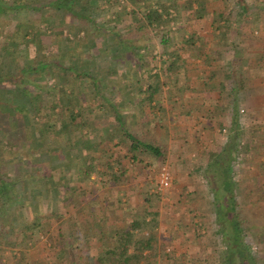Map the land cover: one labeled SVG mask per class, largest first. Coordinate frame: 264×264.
<instances>
[{
    "label": "rangeland",
    "instance_id": "1",
    "mask_svg": "<svg viewBox=\"0 0 264 264\" xmlns=\"http://www.w3.org/2000/svg\"><path fill=\"white\" fill-rule=\"evenodd\" d=\"M30 1L34 4H29ZM51 1L5 0L7 8L5 12L0 11V74L6 76L14 69L21 70L38 62L44 63L43 61H46L49 66L54 60L62 64L73 62L78 67L87 66L92 71L101 70L103 73L116 68L119 71L118 75L109 77L104 74L103 77L106 87L112 91L109 96L118 105L131 108L126 114L129 125H139L147 120L152 131L156 129L163 132L166 136L164 145L166 153L161 158H156L147 153L129 150V143L128 145L126 142L119 143L120 145L117 144L118 147L112 151L114 157L111 159L112 162L110 160V164L117 161L122 166H114L112 170H108L104 167L105 162L97 163L98 154L89 152L91 145H88L89 150L86 149L87 153H83V159L86 164L95 160L93 166L96 172L86 179L83 166L74 165V156L78 158L77 162L82 157L77 154L79 152L77 149L74 150L72 143L74 138L72 135H66L65 141L62 137L59 138L60 146L57 150L54 149L62 165L61 167L57 165L56 169L60 167L63 174L60 172L50 177L48 184L53 185L49 187L46 182L32 181L31 176L48 177L50 171L52 172V167L45 160L46 157L40 155L36 148H33V144L30 143L32 148L29 149L24 146V152L21 145L20 150H17L4 143L0 150V168L1 165L7 164L9 167L7 176L12 179L25 177L24 179L29 183L20 182L18 188L21 191L28 184L32 191L39 192L42 198L48 200L45 201V210H43L41 204L35 205L37 197H34L35 201L32 205L25 203L26 216H24L30 220L35 215L45 212L48 218L43 220L41 232L32 233L24 240L21 237L19 240L21 245L14 246L15 236L23 230L21 222H16L21 209L20 211L17 209V204H13L12 207L2 204L0 240L1 237L3 240L0 241V251L3 257L0 262L10 264L6 261L13 256L15 264H18L19 260L24 263L25 261L45 260L47 264H68L69 261L67 263L63 262L62 258L59 259L63 251L65 252L63 254L67 253L65 240L57 237V227L60 224L65 225L64 232L67 235V223L72 224L78 219L77 224L81 226V233L89 236L90 243L95 244L97 251L100 252L111 249L112 244L110 240L108 244L98 243L96 240L99 237V234L97 235L99 233L98 223L102 224L104 233L101 235L106 238L108 234H113L118 230H121L119 235L123 234V230L128 228L130 221L146 217L157 221L151 232V235L157 238L160 248L155 257L156 264H175L178 262L175 259L180 258L181 255L190 258L191 264H210L208 261L216 258L221 247V240L212 233L214 230L212 222L214 197L207 183L212 173L210 171L205 173L208 164L211 163L209 153H220L223 148L230 145L229 140H236V148L231 156H235L237 161L231 164V178L237 197L239 200L248 199V195L253 194L260 202L259 204L264 203V151L263 149L259 151L264 148V142L259 141L260 138L264 140V136L251 135L250 131L254 128H246L245 125L240 127L241 124L236 117L231 123V132H228L226 126L219 128L217 138H215L210 126L204 127L200 124L208 120L216 124L218 119L206 115L208 119L201 120L192 114L193 105H196L193 97L197 94V89L203 88L207 92L206 90L211 87L213 90L217 86L214 75L217 72L220 74L228 72L231 66V56L240 54L239 45L231 43V41L236 42V37H241L237 31L238 27L236 31H232L231 26L225 25L226 30L219 29V43H213V24L209 20L207 10L209 11L211 6H218L217 9L224 10L226 0H193L185 21L179 19L170 23L172 39L170 51L175 52L177 57L179 56L177 67L174 69H168L171 59L167 53H162L159 42L156 41L157 32H163V28L148 27L149 38L154 44V49L147 66L143 69L145 76H149V79L146 78V84L142 87L146 90L148 86L157 84L161 93L160 91L150 92V100L143 102L148 114L145 118L143 115L140 121L135 120L134 115H139V113L134 109L143 95H135L133 88L138 79L137 74L132 75L134 74L133 68H138L133 64V57L126 55L127 53L122 48H117V45L109 39L97 38L92 41L76 42L74 45L68 44L65 37L67 36L66 31L69 30L66 27L70 24L73 26L77 22L66 16L64 18L58 12L49 9L47 4ZM158 1L163 0H96L94 3L90 2L89 8H84V11L97 21L99 26L109 28L119 25L118 29L121 34L126 35L137 22L143 21L147 7L156 8ZM166 1L175 5L179 10L188 3V0ZM227 1L230 4L234 0ZM19 2L30 6L36 5L37 8L43 6V9L37 12L40 19H37L38 16L26 7L18 11L8 9L14 6L13 4H20ZM183 30L185 34L196 32L197 40L194 45L183 43V37H181ZM230 31L231 34L228 33ZM79 36L82 37V34ZM68 38L72 41V35ZM223 68L225 70H222ZM156 74L158 79L154 77ZM60 76L63 79L66 75L62 73L53 75V71L49 69L45 77H36L35 74L30 77L35 82L37 81L38 87L42 88L43 85H47L48 88H54L56 82L62 80ZM24 81H26L25 78L20 81L23 86L27 87L23 92L15 84H0V100L14 106L33 107L32 103H35L36 109L43 105L48 107L51 100H54L45 93H42L43 96L34 95L33 86ZM77 94L85 100L84 106L99 110V118H102L103 122L107 120V114H104L101 106H97L94 99L89 98L85 92L78 91ZM77 104L81 102L78 100ZM9 109V107L6 108V111L12 112ZM59 109L57 108L55 112H59ZM10 116L7 115L2 122H13ZM82 117L83 122H88L86 113ZM245 120L250 122L247 118ZM25 122L28 123L29 120L26 119ZM91 124L94 123L91 122ZM181 130L184 132L183 140L176 142V137H179ZM87 131L88 127L85 126L81 134H78L79 145L83 144L82 140L86 138ZM141 132L139 128L138 133ZM199 132L206 135L203 136L204 140L199 137ZM18 135L20 139L23 137L26 140L24 129L19 130ZM150 135L152 136V133ZM112 143L116 144L115 141ZM27 150L29 151L26 152ZM9 152L13 154L10 155ZM27 155L31 159L30 162L27 161ZM220 159L221 157L216 160L220 161ZM162 168L170 173L171 184L168 189L160 191L158 181ZM73 169L76 170L75 173ZM102 170L103 174H100ZM111 172L118 175L114 181L111 180ZM56 179L58 183L55 184ZM251 188L259 189L260 192L249 193ZM245 203L249 204L248 201ZM15 206V210L18 211L17 215L10 219L4 218L13 211ZM107 218L115 219L117 223L115 221L109 225ZM11 227L17 228L16 235L9 232ZM135 233L144 237L150 235L147 230ZM247 236L253 256L259 259V264H264V234L257 236V234L252 235L248 232ZM77 238L72 248L74 256L80 257L84 248L81 247L83 243L80 238Z\"/></svg>",
    "mask_w": 264,
    "mask_h": 264
},
{
    "label": "trees",
    "instance_id": "2",
    "mask_svg": "<svg viewBox=\"0 0 264 264\" xmlns=\"http://www.w3.org/2000/svg\"><path fill=\"white\" fill-rule=\"evenodd\" d=\"M96 0H84L82 4L81 0H52L48 5L49 9H53L58 12L59 15L69 17L73 21L77 22L75 25H68L65 37L66 42L70 45H74L76 42H86L87 40H96L97 38H102L104 40H110L112 43L116 44L117 48H122L128 56L133 57V64L138 68H133L132 75L137 74L136 85L134 88L135 95H143V98H140V101L136 104L137 113L134 115L135 120H139L144 115V118L148 114L147 108L143 105V102L150 100V92L158 93L160 88L157 84L150 85L146 90H143V85L146 84V78L149 79V76H145V71L143 70L148 64L149 57L152 56V51L154 49V44L149 38L148 27L155 26L157 28H163V32L158 31V39L161 51L163 54L167 53L170 57L168 69H174L177 67V62L179 56L177 57L175 52L170 51V45L172 39L170 37V23L172 21H178L182 19L186 20L187 12L190 9V5L193 0H188L187 4H184L181 10H179L175 5L167 3L166 0L158 1L157 7H147V13L143 15V21L137 22L133 29L126 35H122L119 28V25L112 27H101L99 23L95 21L87 12L84 11V8H89L90 2H95ZM196 1V0H195ZM13 4L14 6L8 8L10 11L14 9L18 11L22 7H26L34 15L38 16V11L43 9V6L37 8L36 5L30 6L28 4ZM29 4H34L33 1H30ZM245 5L243 0H234L230 4L226 0V7L224 10L220 9V18L216 20L214 16L211 15V12L207 10V14L211 24L215 20L216 23L219 21L223 22L226 25H231V22L238 23L241 19L239 13H234L235 5L242 6ZM210 7V6H209ZM233 7V8H232ZM7 4L5 0H0V11L5 12ZM226 10V11H225ZM206 13V12H205ZM40 19L38 16L37 19ZM72 27V29H69ZM165 29V30H164ZM177 33V32H176ZM82 34V37L79 35ZM178 34V33H177ZM26 35V34H25ZM72 35V41L68 40V36ZM168 35L167 37H165ZM185 35V36H183ZM182 41L185 44L194 45L195 40H197L196 32H189L181 35ZM84 40V41H83ZM176 59V60H175ZM235 59V58H234ZM236 60V59H235ZM38 62L36 64L30 65L28 68L21 70L14 69L10 74L3 76L0 74V84H15L18 86L20 91H24L27 87L23 86L21 79H24L25 83H29L33 86L35 92L34 95L39 96L45 93L52 97L50 105L48 107L45 105L39 106L38 109L35 108V103H32L33 107L27 106H14L4 103L0 100V150L3 147L4 143H7L8 146L12 149L20 150L22 146L23 151L25 148L29 149L36 148V150L46 157V161L52 167V172L50 171L49 176L47 177H38V175L31 176L32 181L46 182L50 180V177L58 175L61 170V162L58 155L54 149H58L60 146L59 138H63L66 135H72L74 141H72L74 150L77 149V154L80 157V161L77 162L78 158L74 156L73 160L76 167L83 166L84 177L88 179L92 173L96 172L93 162L86 164L83 159V153H87L86 149L88 145H91L89 152L98 154L96 158L98 162H105V169L112 170L114 166H122L116 160L115 163L110 164V160L113 159L114 153L112 152L115 147H118L117 144L129 143V150L131 151H140L141 153H147L148 155H153L156 158H161L164 153H166L165 146L161 144L154 136L152 128H149L147 120L145 123H139L135 125H129L128 118L126 116L127 111L129 112L130 107L118 105L115 103L111 95V90L106 87L104 74L106 76L118 75L119 71L116 68L109 69L104 73L99 71H92L89 67H78L73 62H68L62 64L58 61H51V65L48 66L46 61ZM234 63V62H233ZM238 63V62H237ZM235 64V63H234ZM231 64L227 73H224L223 77L229 79V74L234 72L232 75L233 80L236 81V85L239 87V78L237 76V66ZM236 66V68L234 67ZM15 67V66H13ZM51 69L53 75L59 73L65 74L66 76H60L61 81L56 82L54 88H48L47 85H43L42 88L37 86V81L31 79L30 76L33 74L41 77L48 75V71ZM140 71H138V70ZM143 70V71H141ZM158 79L157 74L154 76ZM223 79L220 77V80ZM225 79V80H226ZM28 80V81H27ZM231 80V79H230ZM226 89H233L234 81L223 82ZM106 87V89H105ZM124 89V88H123ZM120 90V89H119ZM85 92L89 98L94 99L97 106H101L104 111V114H107V120L103 122L102 118H99V110H95L91 107L84 106L85 100L79 97L77 92ZM121 91V90H120ZM127 91V90H126ZM43 93V94H42ZM151 93V94H152ZM161 93V91H160ZM160 96V95H159ZM122 97V96H120ZM88 98V99H89ZM80 101L81 104H77V101ZM10 108L12 112H7L6 108ZM57 108L59 112H55ZM85 111V112H84ZM86 113V119L88 122H83V114ZM146 113V114H145ZM11 117L13 122H2V119H6V116ZM13 115V116H12ZM26 119L29 120L26 123ZM94 123V124H91ZM138 123V122H137ZM27 125V126H26ZM88 127L87 133H85L86 138L82 140L83 144H78L79 139L77 140L78 134H81V131L84 130V127ZM144 127V128H141ZM141 129V133H138V129ZM24 129L26 134V140L23 137H19V130ZM162 130V129H161ZM152 133V136L150 135ZM238 137V136H237ZM65 141V140H64ZM113 141L116 142L112 143ZM227 147L223 148L220 153L212 152L209 153V160L211 161L208 164L205 173L211 172V177H208L207 183L209 184L210 191L213 194V226L212 230L215 236H218L221 240V247L217 252L216 258L208 261L210 264H259V259L253 256L251 246L249 244V234H264V203L259 204L256 200V197L253 194L248 195V199L239 200L235 191L234 182L231 178V164L237 161V159L232 157L236 148V140H229ZM85 143V147H84ZM119 144V145H120ZM21 145V146H20ZM30 145V146H29ZM25 146V148H24ZM16 147V148H15ZM27 150L26 152H28ZM73 151V150H72ZM72 151L70 153L73 155ZM238 151V150H237ZM12 155V152H9ZM117 155V153H116ZM220 161L216 160L220 158ZM27 161L30 162V157L27 155ZM113 160H111L112 162ZM240 161V160H239ZM124 163V162H121ZM60 166L58 169L56 167ZM8 168L7 164L5 166L1 165L0 168V214L3 212L2 204H7L14 206L17 204V209L6 215L4 218L10 219L19 214V217L16 219V222H21L22 231L16 235L18 230L11 227L9 232H13L15 236L14 246H20L19 240L21 237L26 239L32 233H37L42 231L43 220H46L48 217L45 212L42 214L35 215L33 219H27L25 216V203L32 205V202L35 201L34 197H37L35 205L41 204L42 209L45 210L44 206L46 205L45 201L47 199L42 198L39 192H34L28 184L25 189L21 191L18 188L19 183H29L23 178L12 179L8 177ZM56 170V172H54ZM74 173H75V169ZM122 172V171H121ZM103 174V170L100 172ZM111 180L117 179L118 175L114 172L110 173ZM55 179V178H54ZM58 179V177H57ZM54 180L55 184L58 183V180ZM53 182V183H54ZM50 185L53 184H48ZM46 186V185H45ZM259 191V189L251 188L249 193H254ZM40 196V197H38ZM65 198V196H63ZM42 200L41 202L39 200ZM245 201H248L249 204H246ZM63 203V202H62ZM81 212H84L81 210ZM25 215V216H24ZM117 223V220L107 218V224L112 225ZM156 220L147 219L146 217L138 218L130 221L128 228L123 230V234H120L121 230L114 232L113 234H108L107 237H103L101 234L104 233L102 230V224L98 223L97 228L99 237L96 239L98 243H107L110 240L112 244L111 249L97 251L95 244L90 243V237L86 236L84 233H81V226H79L78 219L74 223H67V235L64 232V224H60L57 227V237L58 239H63L66 242L67 253L59 255V259L62 258V261L67 262L68 264H156V256L159 251L157 238L151 235L153 231ZM81 223V222H80ZM23 224V225H22ZM2 226V225H1ZM71 228V230H70ZM84 229V227H82ZM85 230V229H84ZM142 230H147L149 236H141L140 233ZM246 232V233H245ZM79 237L81 240V247L83 254L74 256V250L72 244ZM77 238V239H76ZM3 240V237H1ZM0 240V241H1ZM9 241V240H8ZM90 244V246L88 245ZM110 246V245H108ZM85 250V251H84ZM65 253V252H64ZM146 253V254H145ZM67 255V256H66ZM66 256V257H64ZM3 257L2 251H0V261ZM68 257V258H67ZM71 258V259H69ZM80 258V259H79ZM65 259V260H63ZM175 264H191L190 258L185 255H181L180 258L175 259ZM15 264L13 256L8 258L6 263ZM18 264H47L45 260H33L31 262L21 260L17 262ZM0 264H5L1 263Z\"/></svg>",
    "mask_w": 264,
    "mask_h": 264
},
{
    "label": "crops",
    "instance_id": "3",
    "mask_svg": "<svg viewBox=\"0 0 264 264\" xmlns=\"http://www.w3.org/2000/svg\"><path fill=\"white\" fill-rule=\"evenodd\" d=\"M243 2L245 5H235L236 8L233 9L234 13H239L240 21L238 23L231 22L229 25L232 31H236V27H238L237 31L241 36L236 37V42L231 41L234 45H239L237 46L240 49V54L231 56L230 62L237 66V68L234 67L238 70L236 73L240 81L239 87L233 80L234 72L229 74V79L222 76L223 79L221 80L220 76L227 72L222 74L217 72L214 75L217 86L213 90L210 87L205 92V89L200 88L197 89V94L192 96L196 104L193 105L192 110L195 118L207 120L208 118L205 116L209 115L218 119L216 124H212L209 120L200 124L204 127L210 126L215 138H217L219 128L226 126L230 133L231 123L236 117L241 124L240 127L245 125L246 128H254L253 131H250L251 135L264 136V0H243ZM217 7L211 6L209 11L211 12L210 16L213 15L214 19L217 16L216 20H219L221 12ZM225 25L221 21L218 23L213 21V43H219V29L224 28L226 30ZM228 33L231 34V31ZM230 79L234 81V87L233 89H226L223 82L231 81ZM245 118L250 122L246 121ZM152 133L157 136L156 139L161 144L165 145L166 136L163 135V132L155 129ZM183 134L184 132L181 130L179 137H176V142L183 140ZM198 135L200 138L206 136L200 132ZM259 141L264 142L262 138ZM262 149L264 151V148L259 149V151Z\"/></svg>",
    "mask_w": 264,
    "mask_h": 264
},
{
    "label": "built area",
    "instance_id": "4",
    "mask_svg": "<svg viewBox=\"0 0 264 264\" xmlns=\"http://www.w3.org/2000/svg\"><path fill=\"white\" fill-rule=\"evenodd\" d=\"M170 184H171V175L165 168H162L158 181L159 190L163 191L168 189L170 187Z\"/></svg>",
    "mask_w": 264,
    "mask_h": 264
}]
</instances>
